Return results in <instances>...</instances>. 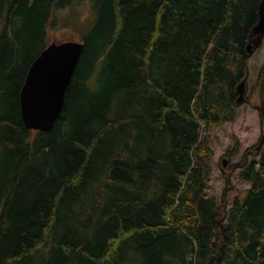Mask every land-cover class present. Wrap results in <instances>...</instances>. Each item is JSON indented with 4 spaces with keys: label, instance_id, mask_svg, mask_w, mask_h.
Returning a JSON list of instances; mask_svg holds the SVG:
<instances>
[{
    "label": "trees",
    "instance_id": "obj_1",
    "mask_svg": "<svg viewBox=\"0 0 264 264\" xmlns=\"http://www.w3.org/2000/svg\"><path fill=\"white\" fill-rule=\"evenodd\" d=\"M91 1L64 108L41 132L19 92L73 0H0V264H264V61L262 142L230 166L249 188L229 206L227 186L205 195L207 138L235 118L261 0Z\"/></svg>",
    "mask_w": 264,
    "mask_h": 264
},
{
    "label": "rangeland",
    "instance_id": "obj_2",
    "mask_svg": "<svg viewBox=\"0 0 264 264\" xmlns=\"http://www.w3.org/2000/svg\"><path fill=\"white\" fill-rule=\"evenodd\" d=\"M96 17L91 0H73L69 6L56 10V26L51 29L49 36L57 41L83 40L91 33ZM250 41L257 46L250 52L247 60L248 74L245 95L248 98L237 105L233 121L223 122L207 138L214 154L205 195L214 196L220 200L227 186L225 196L229 204L235 195L244 194L249 186L247 181L239 177V168L235 167L230 170V166L240 161L242 154L248 147L258 145L261 134L258 116L254 108L257 103V96L256 93H251V87L258 76L260 65L264 61V36L257 34ZM104 62V59L98 61L96 70L90 78L89 87L92 91L99 89L98 78ZM204 137L205 130L204 126L201 125L199 138L201 140ZM234 146H236V150H234Z\"/></svg>",
    "mask_w": 264,
    "mask_h": 264
},
{
    "label": "water",
    "instance_id": "obj_3",
    "mask_svg": "<svg viewBox=\"0 0 264 264\" xmlns=\"http://www.w3.org/2000/svg\"><path fill=\"white\" fill-rule=\"evenodd\" d=\"M253 32H264L263 4ZM246 49L251 51V43ZM83 50L84 43L80 41H53L34 58L19 92L20 114L26 129H52L64 107L66 90ZM236 91L235 102L240 103L244 100V79L236 85Z\"/></svg>",
    "mask_w": 264,
    "mask_h": 264
},
{
    "label": "bare ground",
    "instance_id": "obj_4",
    "mask_svg": "<svg viewBox=\"0 0 264 264\" xmlns=\"http://www.w3.org/2000/svg\"><path fill=\"white\" fill-rule=\"evenodd\" d=\"M218 101V100H217ZM221 101V100H220ZM221 103V102H220ZM223 103V102H222ZM226 102H224V104H225ZM264 115V114H263ZM263 118V117H262ZM228 162V161H227ZM93 195V194H92Z\"/></svg>",
    "mask_w": 264,
    "mask_h": 264
}]
</instances>
